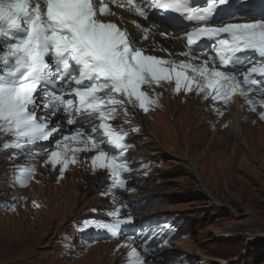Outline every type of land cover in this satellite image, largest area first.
I'll return each mask as SVG.
<instances>
[{"label": "snow or ice", "instance_id": "obj_1", "mask_svg": "<svg viewBox=\"0 0 264 264\" xmlns=\"http://www.w3.org/2000/svg\"><path fill=\"white\" fill-rule=\"evenodd\" d=\"M226 3L228 0H203L206 6H199L196 0H127V6L144 18L149 9L170 10L196 22L184 37L188 47L184 55L189 60L176 63L145 55L116 23L100 19L110 9H97L94 0H0V130L15 137L4 147L32 152L35 149H26V145L49 141L54 134L60 137V129L49 119L58 111L67 114L66 123L70 125L83 117L97 119L98 125L87 137L84 129L76 128L74 134L56 139L54 143L61 150L52 151L45 163L59 166L63 176L69 164L84 163L77 157L79 152L96 150L91 160L93 168L107 170L113 188H123V173L130 171L127 161L121 159L130 146L125 142L128 133L116 131L109 121L115 119L117 105L135 102L134 106L147 112L156 103L141 90L143 85L151 88L174 79L176 93L194 91L204 99L227 104L237 93L248 99L246 94L252 88L242 83L251 86L264 80V10L251 23L213 26L217 17L221 22L225 19L219 6ZM248 15L253 13L237 9L227 18ZM142 31L146 38L148 30ZM204 39L213 41L210 47L218 63L211 56L200 65L191 63L195 59L191 53L203 51L199 43ZM239 53L259 57L258 66L250 68L242 82L234 73L222 70L244 65ZM254 73L261 79L253 78ZM64 86H71L70 94H65ZM248 103L255 111L258 102L248 99ZM98 130L99 140L95 135ZM104 143L115 152L101 148ZM32 172L34 165L27 178ZM109 215L113 221L99 227L118 237L121 225L130 221L121 220L118 209ZM128 247L131 264H146L135 246Z\"/></svg>", "mask_w": 264, "mask_h": 264}, {"label": "rangeland", "instance_id": "obj_2", "mask_svg": "<svg viewBox=\"0 0 264 264\" xmlns=\"http://www.w3.org/2000/svg\"><path fill=\"white\" fill-rule=\"evenodd\" d=\"M197 56L193 54L195 59ZM174 87L162 82L141 88L156 103L139 119L143 134L129 137V144L161 161L157 170L160 182L141 192L162 198L161 213H178L189 221L190 234L176 239L173 250L195 260L206 257L213 264H264V125L240 98L232 97L229 104L219 101L222 105L218 106L203 94L176 93ZM211 111L219 120L212 119ZM122 115L125 120L132 118L123 111ZM125 120L112 124L122 131L127 128ZM98 123L97 119L86 120L84 127L80 122L77 128L83 127L87 137ZM150 131L158 132V138ZM56 148L53 141L42 154L48 158L47 153ZM12 151L0 148V173H28L34 165L37 175L24 191L30 198V211H0V264H119V256L136 241L132 236L113 245L81 244L79 249L75 247L78 255L67 260L59 258L55 241V234L66 229L70 220L84 216L88 207L102 201L98 186L108 176L91 164L97 151L79 152L77 157L84 163L69 164L63 176L59 166L45 163L43 155L24 163ZM222 234L226 237H220ZM168 253L162 250L154 264ZM175 262L172 257L167 264Z\"/></svg>", "mask_w": 264, "mask_h": 264}, {"label": "bare ground", "instance_id": "obj_3", "mask_svg": "<svg viewBox=\"0 0 264 264\" xmlns=\"http://www.w3.org/2000/svg\"><path fill=\"white\" fill-rule=\"evenodd\" d=\"M228 1H230L231 6H233L235 3L238 2V0H235V2L234 0H228ZM94 3L96 4L97 9L102 7L103 3H106L109 6H111L110 13L107 15V17L105 18V16H101L100 19H102L105 22L116 23L120 29L126 31L129 34L130 39H132V43L135 45V47L142 49L145 55H151L154 57L162 58L165 60H171L175 62H177L178 60H180V62L189 60L188 56L184 55V53H186L187 51H184V49H182L183 47H181L180 45H183V44L179 43L177 36L173 34L165 33L161 31L160 29H158V22L156 24L155 21L151 22L150 18L146 19L144 17L139 16L135 12L134 8H132L131 6H127V0H109V1L94 0ZM138 16L139 18H141V22L139 23L134 22ZM223 16L224 15H222V17ZM143 18L144 20H142ZM240 20L245 21V22L249 20L254 21V19L249 16H241ZM136 23L140 25V27H137ZM227 23L229 22L226 21V24ZM142 29L148 30L146 33V38H144L145 33L142 31ZM202 43L209 44V43H213V41L204 39ZM213 53H215V50L211 51L207 49L203 54L200 55L199 57L200 59H195L193 61L191 60V63L195 65L196 64L200 65L204 61H208L210 56L212 57L214 61H217L215 60V56ZM166 57H168V59ZM209 67H211V62L209 63ZM244 68H246L247 70L243 71ZM223 70L232 71V72H235L234 74L241 75L244 72H248L249 68L246 65H241V66L239 65L237 67L235 65H232L229 68L223 69ZM143 86H146V85H143ZM69 91H71V86H64V92L67 93ZM233 98L239 100V97L236 95H234ZM240 102L238 103L239 106H240ZM67 118H68L67 114L60 112V111H58L56 115L51 116L49 118L50 121H52V125H55L60 129V137L66 133H71L74 130L73 128H77L80 126L81 118H79L78 123L71 124V125L66 123ZM83 118H87V117H83ZM57 121H59L60 123L56 124ZM54 135L52 139L60 138V137H57L56 135H55L56 136L55 138ZM150 135L154 136L155 138L156 137L158 138L159 136L158 132H155V131H150ZM33 146H39V142H37ZM44 156L46 157V155ZM224 233H226V231ZM220 237H226V236L220 235Z\"/></svg>", "mask_w": 264, "mask_h": 264}]
</instances>
